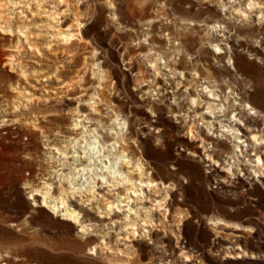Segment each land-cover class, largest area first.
Masks as SVG:
<instances>
[{
  "label": "rangeland",
  "instance_id": "rangeland-1",
  "mask_svg": "<svg viewBox=\"0 0 264 264\" xmlns=\"http://www.w3.org/2000/svg\"><path fill=\"white\" fill-rule=\"evenodd\" d=\"M249 1L0 0V264H110L104 250L81 245L84 238L76 224L48 214L30 198L32 188L44 181L86 187L94 171L74 175L69 156L92 164L99 154L98 169L106 177L115 168L124 174L132 162H142L155 182L166 185L163 204L178 203L184 217L179 225L182 247L176 246L174 235L156 246L142 236L139 242H113L114 247L133 245L135 253L140 248L142 264L151 259L157 264H264V188L256 178L238 187L234 165L225 162L220 176L213 170L219 163L188 154L185 144L194 143L186 133L189 117L179 112L188 108L182 95L190 92L189 86L208 90L195 85L199 72L207 71V65L226 64L227 59L218 61L214 52L234 47L243 65L249 59L241 43L249 51L264 52L259 42L264 36V0H253L262 7L259 21L260 13L244 8ZM238 7L242 12L234 10ZM243 13L248 16H240ZM220 18L235 25L229 36ZM76 20L81 22L82 39L75 35L63 42L60 32L73 30ZM21 24L26 35L19 30ZM5 25L11 30L4 31ZM185 38L193 42L190 50L183 45ZM175 63L176 72H170ZM220 72L230 74L224 68ZM186 82L190 85L183 87ZM86 114L99 119L97 128L103 131L98 133L109 129L111 141L104 150L95 142L101 138H95L96 132L82 137V129L70 131L75 119ZM202 126L200 122L198 127L205 131ZM67 136H77L74 146L67 145ZM81 195L85 199L84 192ZM70 196L68 192L63 199L64 209L74 207ZM235 207L239 213L231 216ZM212 217L233 226H213ZM160 232L155 230L157 241ZM231 238L239 239L246 255L230 257L221 251L217 241ZM89 240L96 242L98 236Z\"/></svg>",
  "mask_w": 264,
  "mask_h": 264
},
{
  "label": "bare ground",
  "instance_id": "bare-ground-1",
  "mask_svg": "<svg viewBox=\"0 0 264 264\" xmlns=\"http://www.w3.org/2000/svg\"><path fill=\"white\" fill-rule=\"evenodd\" d=\"M222 6H225V4H222ZM240 8L241 7H238V9L234 10H238L237 12H239L241 10ZM244 8L248 9L250 14H252V12H262L260 4L253 0H250ZM244 13L240 14V16H248L244 15ZM256 17H258L259 21L263 17V14H257ZM220 20L223 23L225 22L222 18H220ZM76 22L78 21L76 20ZM80 23L81 22H78L73 30L68 29L66 32H60L63 42H67L75 35L78 36L79 39H82L83 30L80 28ZM225 23L224 26L222 25L224 27L223 32L229 36V30L231 31L236 27L230 22ZM4 27H6V25ZM6 30L10 31L11 28L8 26L4 31ZM19 30L23 31L22 24L21 29ZM25 31H23L24 34ZM224 38L227 39V36ZM25 41H27L26 38ZM182 42L187 49H191L193 42L190 39L185 38ZM259 42L261 43L260 45H264V36ZM241 45L244 49V53L249 59V62L244 65L239 62L234 47L231 51L227 50L213 53L218 61L223 62L226 58L227 62L222 68L220 67L221 64H219L218 67L207 65V71L199 72V79L195 80V85H199L201 88L205 85V88H208L207 91H203L202 89L199 91L195 90L193 86H189L190 83L187 82L182 85L183 87L189 86L188 88L190 92L186 95H182L183 97L185 96L184 99H187L186 104H188V108L181 109L179 112H184V114L189 117L186 133L194 141L191 145H189V143L185 144V150L192 156L201 157L202 155H206L210 160L219 163L218 168L213 169L217 174H223V172H225L223 171L225 162H228L230 166L234 165L237 167V184L235 185H238V187L245 186V181L249 186V184L251 185L254 181L253 179L256 178L257 182H259L261 187L264 188V52L262 51V53L259 49L249 51V47H246L245 43H241ZM11 56L12 55L6 56V59L9 61L12 59ZM257 62L260 65L257 64ZM179 64H181V62L177 63V65ZM177 67L178 66H176L175 63L170 66L168 70L175 73ZM223 68L228 70L230 74H226L227 72H220ZM201 80H203L202 83H200ZM161 88L165 89L164 86H161ZM192 98H194V101L191 100ZM188 99L190 100L188 101ZM92 106L93 105L90 102V107L92 108ZM90 107L88 110L91 111ZM109 107L108 109H110ZM93 111L98 112L96 109ZM248 111L252 112L249 113ZM99 122V119H94V117L86 114L82 120L75 119L70 131H77L79 129L80 131L83 130L82 133L80 132L82 137L83 133L86 135L96 132L94 134L95 138L101 137L100 139H102V142L100 139H96L97 141L95 142L102 143L101 146L104 150V144L111 141V139H109V129L100 132L101 134L98 133L100 130L97 128L99 127ZM200 122L201 126L204 125L202 128L204 127L205 131L198 127ZM100 131L103 130L101 129ZM218 135L222 136L221 139H218ZM42 137H44L45 142L48 145L50 142L49 137L45 134L42 135ZM76 137L67 136V145L74 146L78 140ZM228 140L233 142L231 147L227 145ZM114 142L116 143L117 140H114ZM210 144H212L211 149L207 147ZM124 149L125 146H122L121 152H123ZM217 151L221 154L217 155ZM103 155L104 154H102V156ZM100 156V154L95 155L96 158L93 160L92 164L89 161L87 162L84 160L81 156L78 158L75 155L69 156L70 158L72 157L73 160L68 164H74V166L69 168L70 170L68 169L69 171L73 170L72 173L75 175L76 172L92 170L94 171L95 177H92L91 181H87L89 182L88 185L82 189L79 187L76 188L71 182L69 183V186L64 187L61 183L53 185L55 181L52 183L44 181L41 183L40 188L34 189L33 187L30 192V198L33 205L36 207H44L48 211V214H56L61 220L67 221L70 226L76 224L77 234L84 238V240L80 241L82 242L81 245H88V250L91 251L93 249L96 250V247L101 251L104 250L106 252L105 254L108 253L106 256L108 257L107 261L110 264H142V260L140 261V254L138 253L140 248L137 249V253H135L136 248L134 249L135 251L131 250L133 245L129 247V245L123 244L126 249H119L113 246V242L120 243L122 240L137 242L143 236L144 238L149 239L148 243L156 246L158 242L163 243L165 240L164 238L169 235H174L176 237V246L182 247L183 242L180 240L181 227L179 225L184 217L182 215L181 218V209L180 206H178V203L177 205H172L171 203L168 205L163 204L164 202H162V200L165 199L166 194L164 196L162 195L164 194L162 188L166 185L161 183V181H159V183L155 182V179L153 180L152 176L147 174V167L142 166V162L140 163L139 160L132 162L131 170L127 169L128 171L124 174L115 168V170L113 169L114 171H110V176L108 175L109 177H106L101 173V170L98 169L99 167L102 168V166H99L97 163L100 161ZM82 162H85V164H82ZM126 163L130 162L126 160ZM115 165L116 164L113 163L110 167H115ZM248 165L251 167L250 169ZM208 166L210 165L208 164ZM153 168L154 172H157L156 167ZM241 172H243V176L240 175ZM222 174H220V176H222ZM232 174L235 175V172H232ZM58 175H60V173H58ZM175 185L177 186L179 183ZM53 192L58 193V199V195L53 196ZM68 192L71 194L70 201L74 207L67 205L64 209L65 201H63V199ZM81 192H84L85 199L81 198ZM248 194H251L250 190L248 191ZM229 204L234 207L236 202L231 201ZM86 205H89L90 207L87 208ZM223 211L225 214L229 215L226 210L223 209L222 212ZM232 211L233 214L231 216H236V214L239 213V210L236 207ZM209 224H212L213 226H216L217 224H224V226L227 227L233 226V223L228 221L223 222L220 219L213 217L210 218ZM145 228H147L146 231ZM175 229H177V232H175ZM155 230L161 231L159 238L160 241L155 239ZM90 236H98V240L90 243ZM234 236H239L240 238L241 235L235 234ZM113 237L114 241H112ZM217 243L226 256L240 257L241 254L242 256L246 255L242 249L243 247L240 245L239 239L237 238L225 241L222 239L221 241L218 240ZM161 260L162 259H160V261ZM149 264L157 263L151 259Z\"/></svg>",
  "mask_w": 264,
  "mask_h": 264
}]
</instances>
